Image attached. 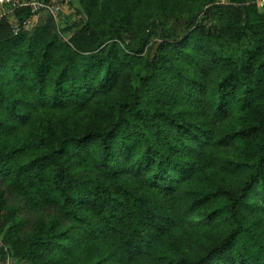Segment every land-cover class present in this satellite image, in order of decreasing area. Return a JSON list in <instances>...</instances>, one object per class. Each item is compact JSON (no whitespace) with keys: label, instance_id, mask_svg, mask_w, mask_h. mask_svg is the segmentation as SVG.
<instances>
[{"label":"trees","instance_id":"16d2710c","mask_svg":"<svg viewBox=\"0 0 264 264\" xmlns=\"http://www.w3.org/2000/svg\"><path fill=\"white\" fill-rule=\"evenodd\" d=\"M76 1L67 39L0 22V179L59 214L0 192V264H264V5Z\"/></svg>","mask_w":264,"mask_h":264},{"label":"rangeland","instance_id":"374dc122","mask_svg":"<svg viewBox=\"0 0 264 264\" xmlns=\"http://www.w3.org/2000/svg\"><path fill=\"white\" fill-rule=\"evenodd\" d=\"M218 2L224 3L229 2V0H217ZM259 0H257L258 2ZM68 2V0H66ZM63 4L62 11L57 16H52V19L54 20V25L57 29V31L61 34L62 38H69L71 34L74 32L73 30V24L76 22H79L81 17L79 15H75L76 11L80 9V6L78 5L76 0H70V4L66 6ZM71 19L69 20L68 17L71 16ZM50 15L47 14H41L36 17H34L28 24V29L33 30L38 25L44 24L46 21L49 20ZM55 18V19H54ZM11 21H13L12 17H9ZM168 25L173 26L175 29V32L178 35H182L185 33V21L181 18H176L174 16H169L167 18ZM1 32V31H0ZM0 35L2 36L3 33L1 32ZM0 36V37H1ZM161 39L159 37V30L157 26L154 27L153 30H151L145 38V51L147 54H149L150 58H152L155 54L156 48L159 45ZM0 192L3 195V198L6 200V203L11 206H15L19 209V213H17V217L21 219L23 222L22 226L20 227V234L25 235L29 231H31L34 222L40 218L43 217L45 219H48L50 215H59L58 214V208L55 206H46L41 209H32L27 206L24 200L20 198L14 191H12L5 182L0 179ZM5 213V212H3ZM2 213V214H3ZM68 222V221H67ZM191 228V227H190ZM191 232L192 242L191 246L192 248L196 249L198 241L202 238L199 236L194 229H189ZM195 233L197 236H195ZM4 232L0 233V241L3 237ZM18 264V262L16 263ZM19 264H28L26 261H22Z\"/></svg>","mask_w":264,"mask_h":264},{"label":"built area","instance_id":"2783aa9c","mask_svg":"<svg viewBox=\"0 0 264 264\" xmlns=\"http://www.w3.org/2000/svg\"><path fill=\"white\" fill-rule=\"evenodd\" d=\"M259 6L264 5V0L258 1ZM30 7L32 13L38 14L40 13H48L52 16H57L63 8V4L59 3H46L40 0H0V22L5 18L12 17L15 10L21 7ZM29 22H24L23 26L17 24L14 27L15 33L20 32L22 29H28ZM1 243V241H0ZM16 260L11 256L7 255L3 260L2 264H16Z\"/></svg>","mask_w":264,"mask_h":264}]
</instances>
